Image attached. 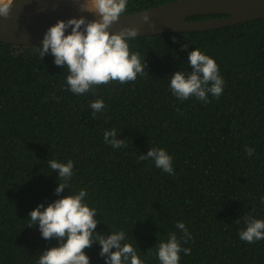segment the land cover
I'll use <instances>...</instances> for the list:
<instances>
[{
  "label": "trees",
  "instance_id": "obj_1",
  "mask_svg": "<svg viewBox=\"0 0 264 264\" xmlns=\"http://www.w3.org/2000/svg\"><path fill=\"white\" fill-rule=\"evenodd\" d=\"M174 1L129 0L125 14ZM129 43L149 74L79 96L51 54L40 59L39 46L0 43V264H37L40 253L58 247L38 225L27 227L28 214L81 189L98 210L96 231H125L145 264H160V241L183 236L177 222L192 236L182 242L191 253L182 252L180 264H264V240L239 238L246 216L264 219V19ZM194 48L216 61L225 81L209 103L180 101L170 90L172 74L191 72ZM96 99L105 110L93 116ZM113 128L127 147L104 142ZM150 148L172 156L174 175L139 159ZM48 160L74 164L70 190L59 196L58 170ZM100 250L98 243L85 249L90 264H105Z\"/></svg>",
  "mask_w": 264,
  "mask_h": 264
},
{
  "label": "clouds",
  "instance_id": "obj_2",
  "mask_svg": "<svg viewBox=\"0 0 264 264\" xmlns=\"http://www.w3.org/2000/svg\"><path fill=\"white\" fill-rule=\"evenodd\" d=\"M74 2L80 12L94 14L97 18L89 20L81 15L67 21L58 20L48 28L39 46L40 59L51 54L57 67L67 68L68 90L74 95H86L101 85L112 82L125 84L136 81L138 76H144L145 70L148 72L145 57L142 59L138 52H133L129 43L137 39L140 29L126 26L117 32L111 31V26L125 15L129 0ZM12 4L13 0L8 3L0 2V17H9ZM142 22L152 24L147 12L142 14ZM68 29L71 31L66 35ZM187 47L188 45H184L185 49ZM187 63L191 66V72L180 70L171 75L172 94L180 101L195 97L209 103V94L219 99L224 92L225 81L216 61L200 49L194 48L188 53ZM89 107L94 116L105 110V103L102 99H96ZM117 137L118 133L114 128L104 131L106 144L114 149L127 147L125 140ZM245 151L251 157L255 149L248 147ZM139 159H150L163 172L175 174L173 158L163 148H150ZM47 163L52 172L58 170L59 186L55 193L59 196L65 189L70 190L74 175L73 162L48 160ZM87 195L81 189L76 194L56 199L47 207L40 204L30 211L27 227L38 225L42 238L60 241L58 247H51L40 253L37 264H90V257L85 249L92 247L94 243L101 246L99 255L104 257L105 264H145L137 251L138 247L126 242L125 231H111L107 236L96 231L101 221L96 219L98 210L85 202ZM245 224L246 227L239 232L240 240L250 244L264 240V219L246 216ZM176 228L183 233L182 237L178 238L173 232L166 242L160 241L157 245L156 256L160 264H180V254L191 253L190 248L182 247V242L186 244L192 239L191 233L183 222H177Z\"/></svg>",
  "mask_w": 264,
  "mask_h": 264
},
{
  "label": "water",
  "instance_id": "obj_3",
  "mask_svg": "<svg viewBox=\"0 0 264 264\" xmlns=\"http://www.w3.org/2000/svg\"><path fill=\"white\" fill-rule=\"evenodd\" d=\"M8 2L11 0L4 1ZM144 12L151 17L152 24L142 22ZM81 15L89 20L97 18L94 14L80 12L74 0H13L9 17H0V43L40 46L48 28L58 20L67 21ZM204 16L220 17L189 20ZM261 19H264V0H179L125 14L111 26V31L134 26L140 29L138 37H145L217 30Z\"/></svg>",
  "mask_w": 264,
  "mask_h": 264
},
{
  "label": "bare ground",
  "instance_id": "obj_4",
  "mask_svg": "<svg viewBox=\"0 0 264 264\" xmlns=\"http://www.w3.org/2000/svg\"><path fill=\"white\" fill-rule=\"evenodd\" d=\"M2 1H3V2H4V1L6 2V1H9V0H0V2H2Z\"/></svg>",
  "mask_w": 264,
  "mask_h": 264
}]
</instances>
